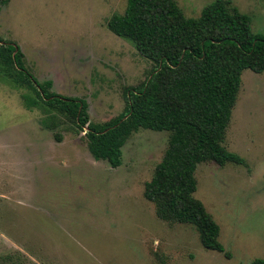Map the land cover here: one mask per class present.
Masks as SVG:
<instances>
[{
  "label": "rangeland",
  "instance_id": "rangeland-1",
  "mask_svg": "<svg viewBox=\"0 0 264 264\" xmlns=\"http://www.w3.org/2000/svg\"><path fill=\"white\" fill-rule=\"evenodd\" d=\"M213 0H176L196 17ZM264 34V0H231ZM126 0H10L0 37L15 42L31 73L52 90L86 100L102 123L123 111V89L152 62L113 34L107 19ZM29 93L0 73V264H250L264 259V71L244 69L224 146L243 163H199L194 197L219 225L223 252L202 246L187 223L159 218L144 195L167 131L140 128L121 164L95 160L67 128H46ZM58 132L61 139H55Z\"/></svg>",
  "mask_w": 264,
  "mask_h": 264
},
{
  "label": "trees",
  "instance_id": "trees-1",
  "mask_svg": "<svg viewBox=\"0 0 264 264\" xmlns=\"http://www.w3.org/2000/svg\"><path fill=\"white\" fill-rule=\"evenodd\" d=\"M9 1L0 0V6ZM106 27L152 62L142 82L124 87L123 111L108 121H91L86 100L58 94L51 80H38L20 47L1 37L0 73L29 92L22 94L23 104L41 112L46 128L83 132L92 157L112 167L121 164V149L133 132L167 131L143 195L159 218L193 225L204 248L229 255L218 239L219 225L193 195L195 170L208 161L243 163L223 143L243 70L264 71V34L252 31L250 15L231 0H213L196 17L186 16L176 0H126Z\"/></svg>",
  "mask_w": 264,
  "mask_h": 264
}]
</instances>
